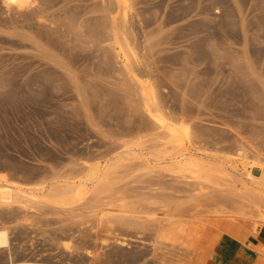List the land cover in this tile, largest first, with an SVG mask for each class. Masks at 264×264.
I'll return each instance as SVG.
<instances>
[{"label": "rangeland", "instance_id": "obj_1", "mask_svg": "<svg viewBox=\"0 0 264 264\" xmlns=\"http://www.w3.org/2000/svg\"><path fill=\"white\" fill-rule=\"evenodd\" d=\"M115 1L0 0V264H264V0Z\"/></svg>", "mask_w": 264, "mask_h": 264}, {"label": "bare ground", "instance_id": "obj_2", "mask_svg": "<svg viewBox=\"0 0 264 264\" xmlns=\"http://www.w3.org/2000/svg\"><path fill=\"white\" fill-rule=\"evenodd\" d=\"M30 1L31 0H4V3H5V5L9 8V9H17V12H19L18 10H20V15H21V10L22 9H25V7L27 6L28 7V5H30ZM115 1V0H114ZM117 2V3H116ZM116 4H118V6L120 7V8H122V6L124 7V9H120L119 8V10H121L120 12L118 11V14L120 13L121 15H122V18L123 19H125V20H127L126 18L128 17V15H126V4H127V0H116L115 1V5ZM128 8V7H127ZM14 9V10H15ZM128 10V9H127ZM18 15H19V13H18ZM19 15V16H20ZM22 16V15H21ZM117 16V15H116ZM112 17V19L113 20H111V22L113 21V22H117V17H120V15L119 16H117V17ZM127 16V17H126ZM121 19V18H120ZM124 20V21H125ZM119 22V21H118ZM123 24V21L122 22H119V24ZM115 25V24H114ZM114 25L113 26H111L113 29L115 28L114 27ZM117 25H118V23H117ZM117 25H115L116 27H117ZM119 26V25H118ZM119 27H121V26H119ZM115 30V29H114ZM113 30V31H114ZM117 30L119 31L120 29H118V27H117ZM116 30V31H117ZM122 30V29H121ZM120 32H122V31H119V32H116L117 34H121ZM112 33H114V32H112ZM124 33V32H123ZM114 35V34H113ZM123 35V34H122ZM121 35V36H122ZM125 35V34H124ZM115 36V35H114ZM118 37H119V35H117L116 37H115V42H116V44L117 45H119V44H121V43H119L120 41H122V40H120V41H118ZM126 42H128V41H126ZM115 45V44H114ZM116 45V46H117ZM128 45V44H127ZM115 46V47H116ZM123 46V45H122ZM131 46V45H130ZM126 47V46H125ZM125 47H124V49H125ZM119 50H118V53H119V55H120V57L123 59V61H124V63L127 65V61H128V58L126 57L127 55L124 53V50L119 46V48H118ZM128 50V49H127ZM133 50V49H132ZM126 52V51H125ZM126 53H128V52H126ZM131 55V54H130ZM129 57V56H128ZM133 57V56H132ZM131 58V57H130ZM121 59V60H122ZM129 62H130V60H129ZM131 63V62H130ZM122 64H123V62H122ZM130 65H132V64H130ZM132 68V67H131ZM130 69V68H129ZM126 70V69H125ZM131 70V69H130ZM128 71V70H127ZM132 71H134L133 69H132ZM135 73V72H134ZM129 74V73H128ZM131 74V73H130ZM130 74H129V76H130ZM133 79V78H132ZM139 81H142V80H139ZM144 81H146V80H144ZM137 83V82H136ZM140 85L142 86V85H144V83L142 84V83H140ZM140 86V87H141ZM147 86V85H146ZM151 86V85H150ZM138 87H139V85H138ZM140 89V88H139ZM143 89V88H142ZM144 90V89H143ZM142 91V90H141ZM151 91H152V88H151ZM149 89H148V91H146V90H144V96H146L148 99H149V101L150 102H152L153 101V99L154 98H152V95H154L152 92H151ZM144 99V98H143ZM156 100H158L157 99V97H156ZM149 103V102H148ZM158 103H160V101L158 102ZM157 104V103H156ZM155 105V104H154ZM152 106V105H151ZM160 106H162V105H160ZM159 106V107H160ZM156 107V106H155ZM158 107V108H159ZM145 108V107H144ZM153 108V107H152ZM146 110V109H145ZM153 110V109H152ZM152 110H151V108H150V105L148 104V106H147V111H148V113L152 116V118H153V120L158 124V126L160 127V128H162V129H164V130H166L168 133H169V136H171V141H174L175 140V129L170 125V124H167L166 123V121L160 116V115H154L153 113H155V112H152ZM158 110V109H157ZM146 111V112H147ZM158 112H160V110L158 111ZM148 114V115H149ZM157 114V113H156ZM161 114V113H160ZM165 132V131H164ZM193 166L192 165V162H187V164H186V166ZM185 166V165H184ZM197 166V165H196ZM193 167H195V166H193ZM196 168H198V166L196 167ZM188 168H182V170L184 171V170H187ZM261 169V171L263 172L264 171V168L263 167H261L260 168ZM198 170V169H197ZM98 171L97 170H89V172H88V174H87V178H86V181H94L95 180V178L96 177H98ZM246 176L251 180V181H253V182H256L255 181V179L253 178V176L251 175V173L250 172H247V174H246ZM98 178H96V180H97ZM20 193H21V191L20 190H18V189H16V188H10V187H2V188H0V203L1 204H6V205H10V204H12V203H15V202H17V200L19 199V197L21 196L20 195ZM67 194H69V192L67 191V190H61V189H54V188H51L49 191H48V193L45 195V198H47V202H54V203H56L59 199H61V197L62 196H64V195H67ZM258 197H260V196H258ZM258 230H260V226L257 228ZM8 245H9V243H8V236H7V231H6V229L4 230V229H1L0 230V249H3V248H6V247H8Z\"/></svg>", "mask_w": 264, "mask_h": 264}, {"label": "crops", "instance_id": "obj_3", "mask_svg": "<svg viewBox=\"0 0 264 264\" xmlns=\"http://www.w3.org/2000/svg\"><path fill=\"white\" fill-rule=\"evenodd\" d=\"M233 242L232 241H230V244H232Z\"/></svg>", "mask_w": 264, "mask_h": 264}, {"label": "water", "instance_id": "obj_4", "mask_svg": "<svg viewBox=\"0 0 264 264\" xmlns=\"http://www.w3.org/2000/svg\"><path fill=\"white\" fill-rule=\"evenodd\" d=\"M30 262H28V264H29Z\"/></svg>", "mask_w": 264, "mask_h": 264}]
</instances>
